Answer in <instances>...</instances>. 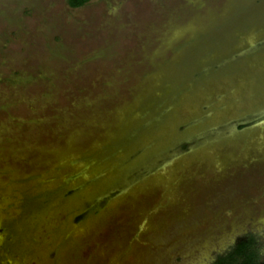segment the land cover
Masks as SVG:
<instances>
[{
  "label": "rangeland",
  "instance_id": "rangeland-1",
  "mask_svg": "<svg viewBox=\"0 0 264 264\" xmlns=\"http://www.w3.org/2000/svg\"><path fill=\"white\" fill-rule=\"evenodd\" d=\"M263 32L264 0H0V264L264 255Z\"/></svg>",
  "mask_w": 264,
  "mask_h": 264
},
{
  "label": "trees",
  "instance_id": "trees-1",
  "mask_svg": "<svg viewBox=\"0 0 264 264\" xmlns=\"http://www.w3.org/2000/svg\"><path fill=\"white\" fill-rule=\"evenodd\" d=\"M89 0H66L69 8H79ZM243 126H239L241 129ZM261 243L251 234H244L234 240L231 246L221 254L214 256L209 264H264V255L260 254Z\"/></svg>",
  "mask_w": 264,
  "mask_h": 264
},
{
  "label": "water",
  "instance_id": "water-1",
  "mask_svg": "<svg viewBox=\"0 0 264 264\" xmlns=\"http://www.w3.org/2000/svg\"><path fill=\"white\" fill-rule=\"evenodd\" d=\"M262 36H264V32H263V33H259V37H262ZM246 46H247V47H250V44L247 43ZM259 70H260V71H263V70H264V65L261 64Z\"/></svg>",
  "mask_w": 264,
  "mask_h": 264
},
{
  "label": "flooded vegetation",
  "instance_id": "flooded-vegetation-1",
  "mask_svg": "<svg viewBox=\"0 0 264 264\" xmlns=\"http://www.w3.org/2000/svg\"><path fill=\"white\" fill-rule=\"evenodd\" d=\"M242 128H243V127H242ZM242 128H241V129H242Z\"/></svg>",
  "mask_w": 264,
  "mask_h": 264
}]
</instances>
